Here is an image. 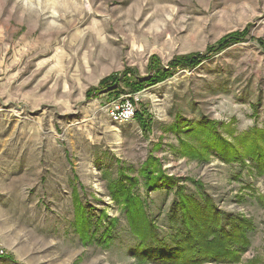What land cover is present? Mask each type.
<instances>
[{"label":"rangeland","instance_id":"rangeland-1","mask_svg":"<svg viewBox=\"0 0 264 264\" xmlns=\"http://www.w3.org/2000/svg\"><path fill=\"white\" fill-rule=\"evenodd\" d=\"M138 90L135 119L111 122ZM255 132L264 148V0H0V264H161L135 255L114 198L135 181L171 248L181 188L251 220L243 262H264Z\"/></svg>","mask_w":264,"mask_h":264},{"label":"trees","instance_id":"trees-1","mask_svg":"<svg viewBox=\"0 0 264 264\" xmlns=\"http://www.w3.org/2000/svg\"><path fill=\"white\" fill-rule=\"evenodd\" d=\"M142 90H138L136 93ZM119 95L114 94L113 97ZM210 135L212 136H210L208 144L217 148V143H220V140L215 139L213 134ZM252 136L253 138L247 137L245 139V142L250 143V146L244 155L257 163L258 172L260 171L259 173L262 174L264 173V148L257 143L259 132L252 133ZM232 151L235 155L233 159L242 160L244 155L239 158V152L233 148ZM230 161L229 159L226 160V162ZM155 177H150L151 179L147 181L146 188L150 191L156 187L159 181H163L161 180L162 177ZM164 183L171 184V179H165ZM137 184L135 181L131 187H127L126 184L121 183L119 189L114 192V198L124 206L127 212L126 216L131 231L140 241L135 255L144 262L161 264H264L259 259L243 262L244 255L251 247L249 233L255 230L251 220L243 216L229 215L228 223L224 225L223 212L214 205L210 198L206 197L205 203L202 205L194 198L186 195L181 188L175 192V196L179 200L175 210L178 209L179 213H174L171 218L172 223L180 225V227L174 226L177 241L176 246L171 248L159 238L157 226L147 214L146 202L133 193V187ZM115 222H111L100 242L108 241L111 228ZM77 225L82 236L88 239L92 225L84 210L78 212ZM153 245L155 247H152Z\"/></svg>","mask_w":264,"mask_h":264},{"label":"built area","instance_id":"built-area-1","mask_svg":"<svg viewBox=\"0 0 264 264\" xmlns=\"http://www.w3.org/2000/svg\"><path fill=\"white\" fill-rule=\"evenodd\" d=\"M142 103L141 93L113 97L106 107L111 122L122 125L135 119L138 107ZM0 255H4L0 248Z\"/></svg>","mask_w":264,"mask_h":264}]
</instances>
